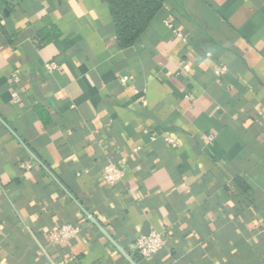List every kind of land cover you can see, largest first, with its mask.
<instances>
[{"label":"crops","instance_id":"crops-1","mask_svg":"<svg viewBox=\"0 0 264 264\" xmlns=\"http://www.w3.org/2000/svg\"><path fill=\"white\" fill-rule=\"evenodd\" d=\"M86 213L136 264H264V0H165L127 47L106 0H0V264H130Z\"/></svg>","mask_w":264,"mask_h":264},{"label":"built area","instance_id":"built-area-1","mask_svg":"<svg viewBox=\"0 0 264 264\" xmlns=\"http://www.w3.org/2000/svg\"><path fill=\"white\" fill-rule=\"evenodd\" d=\"M57 65L53 61H49L45 63V69L48 72L53 71L56 69ZM181 69L183 72L189 71L190 67L187 63L181 64ZM13 81L17 82L18 79L15 75H12ZM130 77H121V82H126ZM13 97L17 99V95L13 93ZM187 99L192 100V95H187ZM214 139L213 133H208L203 136V140L206 143L212 142ZM166 142H168L172 147L176 146L175 141H173L170 137H166ZM22 166L26 169L31 168V161H24ZM122 170L116 167L114 163L107 164L102 170V178L106 185L113 186L121 177H122ZM79 232V228L75 225L65 224L59 227L57 230L53 231L50 234V239L54 242L67 240L74 238ZM133 246L139 256L142 258H149L159 252L166 246V239L156 230H151L147 235H139L135 238Z\"/></svg>","mask_w":264,"mask_h":264},{"label":"trees","instance_id":"trees-1","mask_svg":"<svg viewBox=\"0 0 264 264\" xmlns=\"http://www.w3.org/2000/svg\"><path fill=\"white\" fill-rule=\"evenodd\" d=\"M165 0H106L114 21L120 47L131 45L149 21L162 7ZM234 184L245 191L248 184L242 177H235Z\"/></svg>","mask_w":264,"mask_h":264},{"label":"water","instance_id":"water-1","mask_svg":"<svg viewBox=\"0 0 264 264\" xmlns=\"http://www.w3.org/2000/svg\"><path fill=\"white\" fill-rule=\"evenodd\" d=\"M86 216L88 220L94 224L102 233L105 235V237L108 239V241L123 255V257L130 263V264H136L130 257L127 255L122 248H120L117 243H115L112 238L104 231V229L99 225V223L90 215L86 213Z\"/></svg>","mask_w":264,"mask_h":264}]
</instances>
